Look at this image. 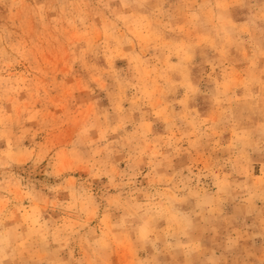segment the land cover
<instances>
[{
  "label": "rangeland",
  "instance_id": "obj_1",
  "mask_svg": "<svg viewBox=\"0 0 264 264\" xmlns=\"http://www.w3.org/2000/svg\"><path fill=\"white\" fill-rule=\"evenodd\" d=\"M0 264H264V0H0Z\"/></svg>",
  "mask_w": 264,
  "mask_h": 264
}]
</instances>
